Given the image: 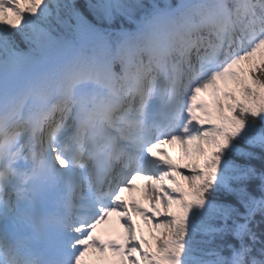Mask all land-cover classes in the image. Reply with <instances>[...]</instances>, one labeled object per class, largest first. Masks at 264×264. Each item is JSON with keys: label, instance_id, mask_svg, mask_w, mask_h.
<instances>
[{"label": "trees", "instance_id": "obj_1", "mask_svg": "<svg viewBox=\"0 0 264 264\" xmlns=\"http://www.w3.org/2000/svg\"><path fill=\"white\" fill-rule=\"evenodd\" d=\"M150 1L118 0V7L124 9L134 4L146 8ZM89 4L97 5L95 15ZM74 5L90 20L111 26L120 22L123 12L101 0H74ZM109 7L110 16L101 10ZM40 14L47 27L71 35L73 22L65 0H49L47 8ZM4 36L15 48L29 46L37 39L27 24L18 25ZM252 76L251 88L242 93L236 105L229 107L231 118L228 120L236 128V134L228 135L226 147L213 158V166L224 171L228 186L205 180L200 185L199 201L191 208L195 228L177 226L175 235L185 243V248L180 251L182 264H201L205 259L213 260L214 264H264V253L261 252L264 248V189L260 179L242 182V174L234 170L238 166H251L256 169L257 176L264 170V150L250 145L246 139L250 126L264 127V71L258 70ZM247 152H252L254 158H247ZM226 161L233 167L226 170ZM241 187L243 193L239 191Z\"/></svg>", "mask_w": 264, "mask_h": 264}, {"label": "rangeland", "instance_id": "obj_2", "mask_svg": "<svg viewBox=\"0 0 264 264\" xmlns=\"http://www.w3.org/2000/svg\"><path fill=\"white\" fill-rule=\"evenodd\" d=\"M39 0H20V4H18L16 2L17 5H23L25 7V5H29V7L35 5L36 2H38ZM200 6V4H191L188 5L186 11H190V10H196L198 9V7ZM20 9L16 8L15 10H13L11 13L5 15V16H0V36L3 33L6 32H10V28H11V22L14 18H16L18 15H20ZM169 15L165 16V18L167 19H171V17H168ZM262 24L264 25V22H262ZM239 38V37H238ZM244 38V36H243ZM103 44V43H102ZM72 45L70 44H66L63 41L60 40V38H56V37H50L48 44L46 45V47L41 51V55L38 57H34L32 54H23L22 57L16 61H11L9 62V56L6 57L5 60L0 61V80L2 79V77H4V79H6V81L4 82V87L5 88H9L10 83L14 77L15 74L18 73L19 70L25 69V68H40L43 72H44V76L43 77H49V78H53L54 76L56 78H58L60 76V73L63 72L64 68H62V70L60 69V66L58 69L54 68L56 66V64L58 63V59H60V56L58 55V52L60 51V49L62 51H68L69 49H71ZM106 47V44H103L101 47H99V49L96 50H88L86 51V54L84 55V57H86L88 60H90L89 63H91L92 65L95 64V66H99V68H101V66H103V61H104V52H106V50H104ZM257 48H260V44H257L254 42L250 47H248L247 49L244 50V53L242 54V57L239 60L238 63V68H237V77L235 78H231L232 82H230L225 88L224 94L226 96H228L230 99H234L236 97V93L238 91V89L244 84L245 82V78H244V74H243V69H245L246 66H248L249 64H253L254 62H259L261 63L264 60V48L257 52ZM52 51H55V54L51 55L50 53H52ZM255 53H254V52ZM80 52V50L75 51L74 53ZM67 52H64V54H66ZM51 66L50 70L49 67ZM51 72V74L49 75V73ZM61 77V76H60ZM39 86V84L36 85L35 89H37ZM210 84L200 88V93L197 96L200 98V102H201V97H203L204 95H207V100L206 102H202L203 106H206L207 109L209 111H214V113L210 116L209 114H199L197 117H202L204 121H202V124L205 125L206 127L209 126V129H206L205 135H206V139L204 142V149L202 151V147H200L201 145L199 144L200 142V136L198 135V133L196 132L195 135L192 137V140L190 142H195L197 145V151L198 153L201 152V154H205V152L207 151H211L214 149H218L220 147V145L223 143L224 139H223V133H225V129L223 127V118H224V114H225V98L220 95L219 93L215 92L214 89L210 88ZM211 89V90H210ZM9 90V89H8ZM4 92H2L0 94V110L2 108H7L8 110H13L16 108V105H13V100L16 97L15 95L18 94V91L16 88H13V93H8L7 95H2ZM202 94V96H201ZM6 98V100H5ZM10 98V99H8ZM8 99V100H7ZM8 105V106H7ZM194 124H196V122H194ZM198 124V123H197ZM218 129V131H216ZM190 156V153H188ZM187 154V155H188ZM186 156L183 154V158ZM200 156V154H199ZM197 155L196 160L200 161V157ZM206 160H204L203 162H205ZM199 168L196 167H191L189 169H187L185 171L187 175L188 180L186 181L189 184V188L191 190L195 189L196 185L198 182L201 181V177H202V171L200 169V165L198 166ZM174 203V207L175 208L177 206V204L179 203V201L176 202H172V204ZM171 204V205H172ZM170 205V206H171ZM184 207H181V210H183ZM183 212V211H182ZM174 217L167 219L164 222H161L158 226L162 227V237H168L171 234V225L174 221L173 220ZM151 232H153V230L151 229ZM154 234V233H153ZM155 237V235H154ZM162 237H155L156 238V245L157 247H163V243L161 242ZM149 247V246H148ZM147 249V248H146ZM150 259L148 256H146V258L144 259V264H150ZM114 264H117L114 263ZM136 264V263H135ZM201 264H214V262L212 260H205L203 261Z\"/></svg>", "mask_w": 264, "mask_h": 264}, {"label": "bare ground", "instance_id": "obj_3", "mask_svg": "<svg viewBox=\"0 0 264 264\" xmlns=\"http://www.w3.org/2000/svg\"><path fill=\"white\" fill-rule=\"evenodd\" d=\"M260 5L261 6L264 5V0H261L260 1ZM3 6H8V8L6 9ZM11 10H13V4H9L8 0H0V15L4 16L7 12H10ZM79 60H80V58L77 59V62ZM194 65H195L194 68H196V70L199 69V64H197V62L194 63ZM55 86H56V82L54 81V82H52L50 84L49 87L55 88ZM59 107L62 108L63 107V104H61V106H59ZM62 112H63V110L60 109V113H62ZM112 126H113L114 130L116 131V133L118 134L121 125L119 123H114V124H112ZM45 134L50 135L51 134V131L50 130H47L45 132ZM176 144H178L179 146L182 147V149H181V155H182V159H181V166L182 167H181V169L187 170V169H189L191 167H196L197 166V160H196V158H197V155L199 156V154H200V153H198L199 150L197 151V148L198 147H197L196 143L195 142L194 143L193 142L188 143V142H186L184 140H181V141L176 140ZM122 146H124L123 143H122ZM154 150H155V148L154 147H151L150 150H149V152L151 153ZM185 153H186V156L183 158V154L185 155ZM188 153H190V156H189ZM131 162L133 163L134 161L131 160ZM148 166H149V164L147 165L146 169L150 173H149L148 176H145V177H147V179L144 181L143 185L142 186H138L136 189H133V188L130 189L129 188L130 190H127V192L130 195V193H132V192H134L136 190L147 191L146 193L145 192L143 193L142 197L145 198L147 204H150V203H153V201H156V202H154L153 206H151V210L154 211V212H157L160 215V220H158L157 222H164V221H166V215L169 214V213H171V212H173V211H175L176 208H173L174 207V203L172 204V201L171 200H169L162 193H160V191L162 189V186H163L164 189L166 188L164 186V182L162 180L163 178H162L161 175H165V177L167 179L169 178L170 181L173 182L175 185L178 184V185H180L182 187H185L186 186V182L185 181L184 182H181L180 180H177L176 179L175 175L171 174L170 172H166L167 167H164L163 170H153V169H150ZM156 194H159V196H158L157 199L156 198H153V196L156 195ZM172 195L173 196L174 195L175 196H178V193L176 191H173L171 193V196ZM148 215H150L149 212H148ZM123 223H124V218L123 217L122 218L119 217L117 219V224L119 226H122L125 229V227L123 226ZM147 225L152 226L153 229H155L157 233H161L154 223H152V224L151 223H148ZM117 227L118 226H116V228ZM113 230H114V227H110L109 226L107 228V231H109V232H107V236H106L105 239H108V237L109 238L112 237ZM150 236L152 237L153 235L151 234ZM128 248H129V245L126 244L124 251H128ZM157 251H158V249H157ZM163 258L164 259H167L168 261H170V258L168 257V255H163ZM128 263L129 264L135 263L134 257L131 256V258L128 259Z\"/></svg>", "mask_w": 264, "mask_h": 264}, {"label": "snow or ice", "instance_id": "obj_4", "mask_svg": "<svg viewBox=\"0 0 264 264\" xmlns=\"http://www.w3.org/2000/svg\"><path fill=\"white\" fill-rule=\"evenodd\" d=\"M88 7L93 10L95 15V10L97 8V5L89 4ZM102 11H104L105 15L110 16L111 15V9L109 8H102ZM71 20L74 21V24H71L70 26L74 27L76 30L83 32V33H89L94 30L93 24L91 21L87 19V17L75 7V5L72 6L71 10ZM258 70L264 71V64L262 63H253L249 64L248 66L243 69V74L245 81L247 83H253V76L252 74L257 72ZM247 142L252 146H259L262 150H264V127H256V126H250L249 132L246 134ZM245 156L249 159L254 158V154L252 152L245 153ZM232 164L229 161L225 162V169L232 168ZM235 171H238L242 174L241 180L242 182L250 180L252 178H258L261 180V187L264 189V170H262L259 175L257 176L256 169L251 166H238ZM239 191L241 193L244 192V188H239ZM261 252L264 253V248L261 249Z\"/></svg>", "mask_w": 264, "mask_h": 264}]
</instances>
